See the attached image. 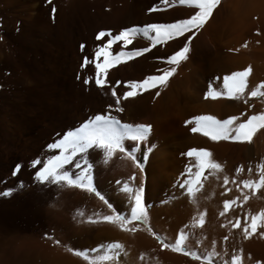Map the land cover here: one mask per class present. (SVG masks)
Wrapping results in <instances>:
<instances>
[{
  "label": "rangeland",
  "instance_id": "rangeland-1",
  "mask_svg": "<svg viewBox=\"0 0 264 264\" xmlns=\"http://www.w3.org/2000/svg\"><path fill=\"white\" fill-rule=\"evenodd\" d=\"M114 8L113 2L101 0H70L67 4H63L62 0H51L50 3L43 0L39 12L32 18H27L25 14L13 18L10 7L0 8V264H51L45 256L46 252L64 256L67 262L64 260L62 264H89L82 256L75 255V251H86L92 257L97 254L92 249L117 242L104 233L103 221L92 222L97 216L90 215V210L103 216L111 214L107 205L94 193L67 185L40 184L35 180V171L39 166H31L33 159L43 160L58 154L56 150H49L47 145L97 113L111 111L122 123L151 126L150 100L161 84L137 90L135 96L121 99L123 112L115 111V100L122 97L125 91H130L126 82L158 75L162 65L168 66V55L157 53L153 55L154 64H135L140 58L148 60L144 55L160 45L141 56L125 58L110 65L105 73V85L97 87L94 83L95 63L104 59L102 56L96 58L95 51L109 38L106 34L97 40V34L105 31L116 36L125 28L135 26L119 25L121 17L116 11L112 13ZM144 38L142 34L136 35L128 45L115 41L108 51L115 55L122 48L124 51L133 50L137 48L134 43ZM81 44L84 45L83 50ZM85 58L89 63L82 68ZM85 77L90 78L88 85L83 83ZM113 90L116 97L112 95ZM108 105H112V109ZM231 143L234 148H244L242 158L250 161L252 170L260 173L258 166L264 165V128H259L250 142ZM126 146L135 147L132 142H127ZM153 153L154 150L146 149L144 141L135 147L137 160L144 166L142 172L136 167L132 172H119L117 164L129 160L119 153L104 163L101 153L90 150L89 155L81 158V164L83 166L85 159L93 164L96 191L117 212L126 216L130 213L131 201L120 189L133 173L135 180L129 181L132 187L141 183L136 182L138 174L143 179L146 211L157 199L147 195L145 184L149 163H159L162 158L160 153L156 157ZM233 158L231 169L240 163L239 155ZM16 164H20L21 168L13 175ZM170 178L178 188L188 176L176 169ZM118 180L120 185L116 183ZM9 190L10 194L4 195ZM161 194L170 193L163 191ZM136 224L139 226L135 232L147 233L154 239L152 233L159 235L149 220L147 227L142 222H133L128 228ZM148 227L152 232L148 231ZM186 245L188 247L187 241ZM39 251L45 253L38 259L36 254ZM197 252L201 255L207 253L202 250ZM123 253L122 250L114 262L119 261ZM214 261L215 264H225L226 259L219 254ZM231 261L232 258L229 264ZM195 263L200 264L199 261Z\"/></svg>",
  "mask_w": 264,
  "mask_h": 264
},
{
  "label": "bare ground",
  "instance_id": "bare-ground-1",
  "mask_svg": "<svg viewBox=\"0 0 264 264\" xmlns=\"http://www.w3.org/2000/svg\"><path fill=\"white\" fill-rule=\"evenodd\" d=\"M62 1L67 4L70 0ZM101 1L113 2L115 8L112 13L116 11L121 17L119 25L140 24L143 27L149 23H174L193 14V8L181 4L179 0H168L170 7H165L161 0ZM42 3L43 0H0V8L10 7L13 18L21 14L32 18L39 12ZM152 7H159L160 10L148 12ZM184 36L161 44L144 55L148 60L140 58L135 64H154V53L171 56L183 46ZM148 45L145 38L134 43L137 48ZM189 47L187 59L175 66L174 74L149 101L151 131L144 146L147 150H154L155 157L160 153L162 158L159 163L153 165L150 162L148 165L149 172L145 179L147 195L157 198L147 211L148 220L168 242H174L178 232H186L188 247L193 250L208 252L213 249L212 242L215 241V251L224 256L225 264H229L233 256L239 257L240 264H264V235H261L264 227L258 226L248 238L243 235L246 218L250 223L253 215L264 212V186L253 191L245 188L242 181H256L260 173L252 170L251 162L242 158L244 148H234L232 141H211L200 132H191L194 123H185L199 115H212L217 119L235 115L242 121L248 115L264 113V96L241 94L239 100L227 96L215 99L205 96L210 86L213 90H220L223 76L245 68H250L245 93L264 83V0H220L209 19L189 42ZM162 66L160 71L171 67ZM260 91L264 92V88H260ZM192 148L209 150L211 158L222 166L218 172L204 171L202 187L195 192V201L189 198L186 188H176L170 178L176 169L187 176L188 168L195 173V157L186 155ZM236 154L240 163L231 169ZM237 168L241 170L238 172ZM117 169L121 173L132 172L134 166L130 160H123L122 164H117ZM225 177L229 180L228 184H224ZM141 180L138 174L136 182L140 183ZM163 191L170 194H161ZM244 195L248 196V200H243ZM226 200H234L235 203L229 205L224 215H220ZM201 212L204 213V224L196 226ZM89 213L103 216L93 210ZM237 218L240 225L232 228L231 223H235ZM103 230L123 246L121 259L112 261L113 264H196L189 256L162 249L158 241L147 233L125 231L107 222H104ZM225 236L228 237L226 241L223 239ZM42 253L45 252L39 251L36 257L42 258ZM33 256L35 258V254ZM45 256L51 260V264H62L66 259L50 252H46Z\"/></svg>",
  "mask_w": 264,
  "mask_h": 264
},
{
  "label": "snow or ice",
  "instance_id": "snow-or-ice-1",
  "mask_svg": "<svg viewBox=\"0 0 264 264\" xmlns=\"http://www.w3.org/2000/svg\"><path fill=\"white\" fill-rule=\"evenodd\" d=\"M50 3L51 0H46ZM181 4H188L193 8V14L186 19H179L174 23H149L143 27L133 26L131 28H125L118 35L111 36L110 33L100 31L96 39L100 40L106 34L109 36L106 43L99 45L95 51V57H103V62L95 63V80L94 83L97 87L105 85L104 79L107 68L114 64L120 63L125 58H134L141 56L144 53L150 51V49L156 45H161L165 41L175 39L177 37L184 36L183 46L179 50L175 51L171 56L166 58V63L171 67H168L158 75H149L141 81H129L127 87L130 91H125L122 97H118L115 100V111L123 112L124 109L120 106L121 99H127L136 95L137 90H144L149 87H156L157 84L163 85L169 77H171L176 68L175 66L182 60L187 59V54L190 51L189 42L200 31L201 27L209 19L213 12V9L217 7L220 0H179ZM161 3L165 7H170L168 0H161ZM156 7L148 9V12L157 11ZM52 13H55V8H52ZM143 35L148 41L147 47L134 48L130 51H124L123 48L111 55L108 51L110 45L115 41H122L123 45L132 43V38L136 35ZM83 50L84 45H80ZM89 63L85 58L81 64L83 68L85 64ZM250 68H245L242 71L232 72L223 76L222 85L220 90H213L211 86L205 93L206 98L211 97L213 99L220 96H227L232 99H241V94L249 97L264 96V92L260 91V88H264V83L253 88L251 91L245 93V82L249 76ZM77 79H80L77 76ZM89 77L83 79L84 85L89 84ZM116 84H120V81H116ZM113 97H116V92L112 91ZM159 95V93H157ZM247 103V101H245ZM109 109H112V105H108ZM243 116L244 114L241 113ZM186 124H193L191 132H200L204 136L208 137L211 141H248L250 142L253 134L259 129L264 128V113L248 115L242 121L239 117L233 115L227 119H217L212 115H199L193 117L191 120L186 121ZM151 131V126L147 124H129L122 123L116 116L111 114V111L104 113H97L85 121H83L79 127L65 132L55 142L49 143L47 148L49 150H56L58 154L48 156L47 159H33L31 166L37 168L35 171V180L40 183H52L59 186H71L77 189H83L89 193H94L107 207L111 210V214L104 216H97L96 220H92L93 223L103 221L111 224L118 225L122 230L135 231L136 224L131 229L128 225L133 222H142L146 227L148 226V215L144 201V184L141 183L132 187L129 181L135 180V173L129 177V181L123 183L122 192L126 193L131 201L130 213L128 215H122L117 212L111 203L99 192L96 191L93 184L92 168L93 164L88 160L83 161L81 164V158L89 155L90 150L98 151L102 154L103 162L107 163L115 154L119 153L122 157H125L132 161L134 167L143 171V164L139 163L135 155V147H138L141 142L146 141ZM127 142H132L135 147L129 148L126 146ZM189 157H195L196 171L193 174L191 168L186 169L188 178L179 185L181 188L187 189L189 198L195 201V192L198 187H202L201 178L204 171L210 170L211 172H218L221 170V165L215 162L211 157L212 154L207 149L192 148L187 153ZM16 170L13 171V175L20 170L21 165L16 164ZM72 169L77 171L73 172ZM237 168L236 171H240ZM260 171L259 179L244 180L242 181L245 188L255 191L256 188L264 186V165L258 166ZM117 185H120V181H116ZM227 177L224 178V184H228ZM9 192L4 195H9ZM243 200H248V196L244 195ZM235 203L234 200L224 201V211L220 215H224L228 211L229 205ZM91 219V218H90ZM259 222V223H258ZM231 223V222H229ZM204 224V213H199V218L196 221V226H202ZM240 225L239 218L235 223H231L232 228H237ZM264 227V212L253 215L250 219V223L247 221L243 226V235L248 238L257 230V227ZM148 231L152 232V229L148 227ZM155 239L158 241L162 249H170L173 252H179L185 256H190L194 261H199L200 264H215L214 258L219 255L215 251V241L212 242L213 249L206 254L201 255L197 251L189 249L186 245L188 238L187 233L180 231L174 238V242H168L165 237L152 233ZM264 235V232L261 233ZM225 241L227 236L223 238ZM59 243V241H56ZM123 250V246L119 242H112L106 246L100 245L99 248H94L91 251L97 253L96 255L89 257L86 251H75V255L82 256L89 264H102V262H112L115 257ZM73 251V249H69ZM231 264H240L238 256H233Z\"/></svg>",
  "mask_w": 264,
  "mask_h": 264
}]
</instances>
